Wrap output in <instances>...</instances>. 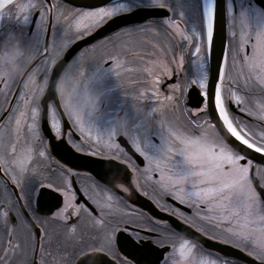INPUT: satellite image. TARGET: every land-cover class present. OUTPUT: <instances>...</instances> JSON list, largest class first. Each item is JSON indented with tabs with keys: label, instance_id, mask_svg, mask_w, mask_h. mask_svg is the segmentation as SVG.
Instances as JSON below:
<instances>
[{
	"label": "snow or ice",
	"instance_id": "obj_1",
	"mask_svg": "<svg viewBox=\"0 0 264 264\" xmlns=\"http://www.w3.org/2000/svg\"><path fill=\"white\" fill-rule=\"evenodd\" d=\"M165 7L0 0V34L23 44L40 81L25 87L0 54V264H264V15L252 28L226 3L222 60L213 64L216 0H203L202 28L191 32L158 16ZM61 39L70 47L53 59ZM186 53L194 76L182 74ZM66 64L86 84L108 83L107 92L137 102L127 135L110 115L69 111L54 88ZM124 75L147 83L129 93L124 84L137 80ZM163 77L175 81L164 91ZM166 140L172 155L161 158ZM186 142L211 179L185 166ZM50 224L62 229L55 237ZM202 237L231 251H211Z\"/></svg>",
	"mask_w": 264,
	"mask_h": 264
},
{
	"label": "flooded vegetation",
	"instance_id": "obj_2",
	"mask_svg": "<svg viewBox=\"0 0 264 264\" xmlns=\"http://www.w3.org/2000/svg\"><path fill=\"white\" fill-rule=\"evenodd\" d=\"M168 2V7L165 8H161V9H157L156 11H158L159 15L161 17H171L174 20H177V22L181 21L182 23L180 24V26L183 28L185 27L186 30L188 31H194V30H200L202 28V24H203V18H202V12H201V7H200V0L197 6V16H196V20H197V29L195 26H193L189 20H186L185 18V11H184V15L181 16L180 12L181 9L184 10V7L186 5H182L179 0H167ZM226 3H231L234 11L237 15H243V19L249 23L250 27L252 28H256L259 27L260 25L256 22L255 17L257 15H264V9H262L261 7H259L258 5H256L253 0H225V8H226ZM189 4V3H188ZM182 10V11H183ZM226 22H227V14H226ZM144 21L142 22H137V23H130V24H143ZM238 31V29H237ZM226 34H227V23H226ZM5 36H8L6 33L5 34H0V40H2ZM125 39H127V37H125ZM250 51V48H249ZM50 53V52H49ZM155 57H153L154 59ZM127 67V65H126ZM28 72H35L37 74V76H39L38 71L29 68V66L27 67L25 74L24 75H17L18 78L19 77H23V80L21 81L22 83L24 82L25 76L28 74ZM185 75L188 76H194L196 74V63L194 60V57H192L190 54H185V63L183 66V73ZM146 76V74H144ZM124 80H137V84L131 85V84H124V89L126 91H128L129 93H135L136 91L139 90L140 87L144 86L147 81L144 79H141L140 77L136 76V75H124L123 76ZM175 82L174 78L172 77H163L161 84H162V88L161 90L164 91L167 88V84L168 83H172ZM108 83H102L99 85L94 86L97 90L100 91L101 93V114L99 117L105 116V114L110 115L112 122L114 120V118L117 115L122 116L125 120H126V113L127 116H131L134 112H140L141 109L139 108V106L137 105V102L131 98V96H125L121 89L117 88L115 91L109 93L106 91V88L108 87ZM256 98H261L259 96V94H257ZM144 103H147V101H145ZM177 117H179V119H177ZM167 118L169 120L174 121L177 124L183 123L184 122V117L177 112H170L168 113ZM127 125H128V121L126 120ZM183 145V144H182ZM181 145V146H182ZM192 159H193V164L190 166L194 169H197L201 174L202 177L204 179H211L212 177L207 175L205 172V169L203 167H200V160L201 157L198 156H194L192 155ZM186 166V165H185ZM189 167V166H186ZM137 197H139V194L137 193ZM134 197V199L136 200V202L139 205H144L146 207L150 206V204H148V202L146 201V198H138ZM154 211H157L154 209ZM166 215V214H165ZM177 224H179V221H176ZM49 231L50 233H52L53 237H55L56 235H58L62 229L57 226L56 224H50L49 225ZM4 241H7V236H4ZM207 239V238H204ZM209 240V239H207ZM212 241V240H210ZM215 242V241H213ZM69 264H71V262H69Z\"/></svg>",
	"mask_w": 264,
	"mask_h": 264
},
{
	"label": "clouds",
	"instance_id": "obj_3",
	"mask_svg": "<svg viewBox=\"0 0 264 264\" xmlns=\"http://www.w3.org/2000/svg\"><path fill=\"white\" fill-rule=\"evenodd\" d=\"M68 47H70V41L68 39L59 40L56 46L50 47V57L53 59L61 58ZM0 54L5 56L11 69L17 75L25 74L28 64L30 63V53L23 44L9 36H5L0 40ZM39 83L40 81L35 72H28L25 76V87H32ZM54 88L58 98L68 107L70 112L73 108H76L85 116H100L101 93L91 84L85 83L78 69L69 67L66 64L65 68L62 69L60 75L57 77ZM111 127L119 134H128L127 122L120 115L114 118ZM199 142L205 148L210 146V141L206 136H201ZM191 149L192 145L189 142L181 146V150L184 152V164L189 167L193 164ZM159 155L161 158H167L172 155V147L167 140L162 144Z\"/></svg>",
	"mask_w": 264,
	"mask_h": 264
},
{
	"label": "water",
	"instance_id": "obj_4",
	"mask_svg": "<svg viewBox=\"0 0 264 264\" xmlns=\"http://www.w3.org/2000/svg\"><path fill=\"white\" fill-rule=\"evenodd\" d=\"M253 2L258 5L259 7L264 9V0H253ZM75 6L81 7V6H98V0H75ZM216 9H217V22H216V33H217V40L213 52V64H215L217 59L222 60V54H221V40L220 36L224 35L226 36V11H225V0H216ZM158 13V11H157ZM158 16L159 13H158ZM139 17H132L130 18V23H137L142 22ZM119 23V22H118ZM122 27L124 25H121ZM106 34V33H105ZM100 33L95 34V38H100ZM85 40H88L87 37H85ZM77 44H79V47L76 48V51H79L81 48L85 47L83 43H80L77 41ZM74 54V53H73ZM195 94L193 93V96ZM204 242L205 246L211 250L215 251L218 249H223L225 252H230L231 249L228 246L219 244L217 242H213L207 239L201 238Z\"/></svg>",
	"mask_w": 264,
	"mask_h": 264
},
{
	"label": "rangeland",
	"instance_id": "obj_5",
	"mask_svg": "<svg viewBox=\"0 0 264 264\" xmlns=\"http://www.w3.org/2000/svg\"><path fill=\"white\" fill-rule=\"evenodd\" d=\"M199 0H189V4H187L184 7L183 12L185 11V18L186 20H189L190 23L196 27L197 29V20L196 16L198 13L197 6H198Z\"/></svg>",
	"mask_w": 264,
	"mask_h": 264
}]
</instances>
